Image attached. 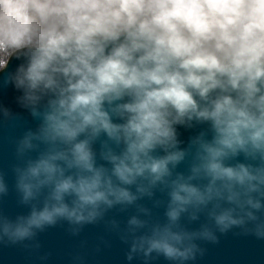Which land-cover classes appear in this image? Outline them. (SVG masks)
<instances>
[{"label":"clouds","instance_id":"obj_1","mask_svg":"<svg viewBox=\"0 0 264 264\" xmlns=\"http://www.w3.org/2000/svg\"><path fill=\"white\" fill-rule=\"evenodd\" d=\"M9 87L36 123L10 166L27 214H4L0 167V245L62 222L76 236L117 206L136 210L128 262L264 242V0H0V124L22 118Z\"/></svg>","mask_w":264,"mask_h":264},{"label":"water","instance_id":"obj_2","mask_svg":"<svg viewBox=\"0 0 264 264\" xmlns=\"http://www.w3.org/2000/svg\"><path fill=\"white\" fill-rule=\"evenodd\" d=\"M17 94L10 87L6 89L4 103L10 105L14 112H21L22 118L0 124V167L7 173L5 178L10 189L8 196L3 198L2 207L4 214L10 219H14L17 214H27L29 210L27 206L17 203L18 196L12 190L13 173L10 166L17 163L13 141L19 137L24 128H34L36 123L27 112H22L15 104L13 97ZM181 132V138L186 140L190 133L183 129ZM156 198L166 200V197L159 192L155 193L154 199ZM138 203L145 205L154 213L162 215L164 211L163 205L160 208H153L152 201L147 197ZM117 208L109 210L104 219L96 224L85 225L76 236L70 235L67 231L69 225L67 222H62L56 228L37 232L36 237L31 241L22 242L27 245L39 243V248H25L22 244L0 245V264H143L138 258H134L131 262L125 259L128 244L119 239L127 219L136 214L135 207L129 206L123 212L117 211ZM113 219L118 222L117 228H112L107 223ZM195 242L207 248L208 253L203 259L197 256L195 261H189L187 264H264V242L256 241L251 237L234 238L229 233L227 236H220L218 245L202 240ZM49 253L46 259H42ZM77 255L81 256L82 260L73 262V257ZM149 264H169V262L159 257L155 261H149Z\"/></svg>","mask_w":264,"mask_h":264}]
</instances>
